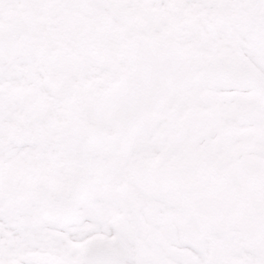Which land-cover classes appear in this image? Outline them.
Instances as JSON below:
<instances>
[{"label":"snow or ice","instance_id":"1","mask_svg":"<svg viewBox=\"0 0 264 264\" xmlns=\"http://www.w3.org/2000/svg\"><path fill=\"white\" fill-rule=\"evenodd\" d=\"M0 264H264V0H0Z\"/></svg>","mask_w":264,"mask_h":264}]
</instances>
